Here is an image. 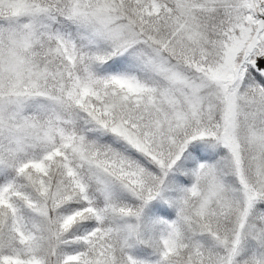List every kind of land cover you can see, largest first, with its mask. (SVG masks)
I'll return each mask as SVG.
<instances>
[{"label":"snow or ice","instance_id":"6c2138e0","mask_svg":"<svg viewBox=\"0 0 264 264\" xmlns=\"http://www.w3.org/2000/svg\"><path fill=\"white\" fill-rule=\"evenodd\" d=\"M0 264H264V0H0Z\"/></svg>","mask_w":264,"mask_h":264}]
</instances>
